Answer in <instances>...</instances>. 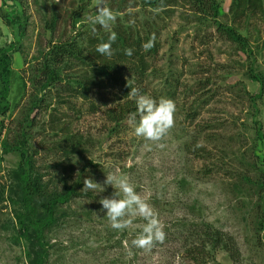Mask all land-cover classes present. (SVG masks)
Listing matches in <instances>:
<instances>
[{
    "label": "rangeland",
    "instance_id": "374dc122",
    "mask_svg": "<svg viewBox=\"0 0 264 264\" xmlns=\"http://www.w3.org/2000/svg\"><path fill=\"white\" fill-rule=\"evenodd\" d=\"M232 1L222 0L220 22L246 38L248 53L184 8L169 18L143 9L142 0H118L123 12L114 2L94 0L76 19L75 31L71 4L77 8L82 0H0V49L16 45L10 110L0 119V264H28L13 206L21 198L19 158L9 152L22 143L44 186L61 192L86 177L84 170L99 184L87 190L90 196L58 208L59 221L46 236L50 264H264V95L258 97L261 87L250 74L254 67L264 77V20L235 19ZM104 3L159 40L150 75L139 86L143 94L176 104L174 126L159 142L137 137L131 118L120 127L108 122L103 105L114 102L110 92L91 91L99 108L93 113L90 102L74 98L64 83L44 87L50 42L90 29L88 17ZM9 14L24 27L18 37L6 23ZM52 21L50 34L46 24ZM67 69L64 76L77 78L80 67ZM108 175L126 176L152 206L164 225L163 243L148 250L133 246L146 224L138 215L122 231L111 227L99 203L119 191L105 184ZM203 223L226 236L235 259L212 248L196 254L202 242L195 231Z\"/></svg>",
    "mask_w": 264,
    "mask_h": 264
},
{
    "label": "trees",
    "instance_id": "16d2710c",
    "mask_svg": "<svg viewBox=\"0 0 264 264\" xmlns=\"http://www.w3.org/2000/svg\"><path fill=\"white\" fill-rule=\"evenodd\" d=\"M94 0H82L77 8L71 4V18L73 28L76 30V19L89 8ZM115 11L123 12V3L118 0H109ZM16 2L18 0H13ZM142 8L150 12L166 14L173 17L177 8L188 9L196 15L200 21L207 22L216 28L220 37L240 47L242 52L248 53L249 45L246 38L234 27L220 22L222 13V0H142ZM74 6V7H73ZM111 8V7H110ZM112 9V8H111ZM230 13L235 19L245 20L253 16L264 20V0H233ZM160 15V14H159ZM8 16V17H7ZM5 17L6 23L12 25L18 35L23 32L24 27L19 20L16 22L12 15ZM56 22V21H55ZM54 21L48 22L47 32L53 34L55 31ZM93 28L96 31H93ZM111 31L117 33V41L113 45L111 57L101 56L96 52V46L106 42ZM149 41L152 46L145 49L144 45ZM19 44L18 42L16 43ZM16 45L0 49V119L7 115L10 110V93L12 90V65L13 54ZM131 49L132 55L126 54ZM160 49V43L156 36L148 34L145 27L139 28L127 23L118 17L110 29H103L98 24L92 25L90 29L85 27L75 37L64 42H50L45 55V62L41 70L44 87L65 84L66 92H70L76 99L89 101L92 112L95 103L90 101L89 94L94 88L104 93H109L114 98L110 104L104 103V113L108 122L120 127L131 118L132 113L137 112L135 97L131 96L132 89H140L150 75V60H155ZM80 67L77 78L70 79L64 76L63 70L67 68ZM251 79L260 85L261 91L258 97L264 95V77L254 67H251ZM112 102V101H111ZM257 133L263 137L262 125L257 122ZM9 152L17 153L19 164L15 170V182L20 190L21 198L13 202L15 216L19 223L18 241H23L26 249L28 264H50L51 246L46 241L48 233L52 232L58 223V208L63 207L77 199L90 196L84 189V180L89 177L84 170L83 175L72 184H67L61 192L44 186L39 175L35 172L32 157L26 143L20 147L9 149ZM81 173V174H82ZM89 190V189H88ZM4 197V195H3ZM264 215V211H263ZM201 228H196L197 239L200 238V246L194 247L197 252L203 248H212L213 252L224 250L231 259L233 257L227 250V238L221 232L213 229L211 225L203 223ZM261 230H264V216L262 217ZM235 259V257H234Z\"/></svg>",
    "mask_w": 264,
    "mask_h": 264
},
{
    "label": "clouds",
    "instance_id": "9594fccd",
    "mask_svg": "<svg viewBox=\"0 0 264 264\" xmlns=\"http://www.w3.org/2000/svg\"><path fill=\"white\" fill-rule=\"evenodd\" d=\"M88 19L93 25L98 24L103 29H110L111 24L116 21L117 15L107 6V3H104L103 6L97 7L95 15L89 16ZM93 31L96 29L93 28ZM116 41L117 33L111 31L107 41L96 46V52L101 56L111 57ZM151 46V41L144 45L145 49ZM126 54L131 56L132 50H126ZM130 95L135 97L137 108V112L131 114V120L135 123V135L151 142L161 141L174 126L175 102L163 97L157 100L150 95L140 93L138 89H132ZM137 115L139 116L138 121ZM157 146L164 147L159 143ZM105 184L119 189L114 192L112 197L99 201L102 211H106V217L110 221L111 227L122 231L132 224L131 217L138 215L146 221V224L142 232L132 241L133 246L148 250L156 242L163 243L166 239L164 225L158 219L152 206L135 190L129 179L126 176L108 175ZM98 185L93 179H85L83 190L95 189ZM121 193L123 194L122 198Z\"/></svg>",
    "mask_w": 264,
    "mask_h": 264
}]
</instances>
